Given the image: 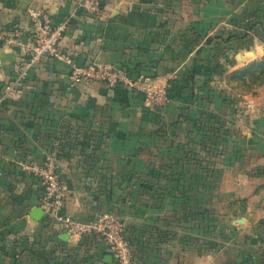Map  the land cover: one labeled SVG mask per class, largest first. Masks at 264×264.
<instances>
[{"label":"crops","instance_id":"obj_1","mask_svg":"<svg viewBox=\"0 0 264 264\" xmlns=\"http://www.w3.org/2000/svg\"><path fill=\"white\" fill-rule=\"evenodd\" d=\"M30 8L68 20L60 49L77 64L109 63L120 50L133 74L168 84V101L153 107L127 86L71 84L54 57L18 77L24 52L0 44V92L14 83L0 105V264H114L98 236L68 235L48 215L33 166L51 153L63 210L79 220L121 216L135 264H205L203 242L222 238V191L263 248L264 84L240 91L225 75L263 57L264 41L246 25L244 37L234 34L237 1L0 0V32L19 27L29 43ZM205 176L212 185L198 182ZM190 198L194 211L210 209L212 232L184 216Z\"/></svg>","mask_w":264,"mask_h":264},{"label":"built area","instance_id":"obj_2","mask_svg":"<svg viewBox=\"0 0 264 264\" xmlns=\"http://www.w3.org/2000/svg\"><path fill=\"white\" fill-rule=\"evenodd\" d=\"M30 41L22 43L23 30L12 27L0 32V44H17L24 52V60L18 77H23L29 69L44 57L63 60L68 65L67 77L71 84L100 82L109 86L123 85L142 92L150 105L161 107L168 101V84H156L144 73L133 74L124 64L91 62L77 64L74 59L60 49V40L68 20L54 23L47 13L30 8ZM14 83L6 84L0 92V105ZM42 186V199L49 216L60 222L68 235H95L105 244L114 264H134L133 249L125 234V222L115 213L103 212L86 220H79L63 210L64 193L57 170L56 156L51 153L38 165L33 166Z\"/></svg>","mask_w":264,"mask_h":264},{"label":"rangeland","instance_id":"obj_3","mask_svg":"<svg viewBox=\"0 0 264 264\" xmlns=\"http://www.w3.org/2000/svg\"><path fill=\"white\" fill-rule=\"evenodd\" d=\"M235 1V0H233ZM238 3L239 11L238 15L235 18V26L240 27L239 31H235L234 34L244 36V25L250 28H253L254 37L263 38L264 35V0H236ZM224 37H222L223 40ZM212 40V39H210ZM207 41V40H206ZM210 42V41H209ZM219 42V41H217ZM222 42V41H221ZM223 43V42H222ZM222 54V48H220ZM217 54V53H215ZM264 84V82L262 83ZM262 84H253L252 89L262 85ZM235 89H242L243 86L238 85L234 86ZM210 162L205 163V169L208 171L210 167ZM206 171V172H207ZM216 180V179H215ZM224 185L227 186L229 183L227 176L225 178ZM206 185H212L211 179L206 177L204 181ZM206 204L213 198L212 193H206ZM216 196V194H215ZM215 199V218H218L215 224L214 234L221 235L220 240H205L204 250L205 255V264H250V261L247 259L248 256L254 255L253 262H255V257L260 253L261 246L260 242H253L250 244L248 241L253 237L252 233L254 232L253 227L250 224L243 222H236L235 218L243 216V212L239 213L240 209L230 212V199L227 195H224L222 191L221 195L214 198ZM260 200V196H259ZM212 202V200H211ZM219 217L217 216V214ZM237 227V228H236ZM236 228V229H235ZM206 232H212V225L205 227ZM259 234V230H258ZM257 234V235H258ZM217 237V236H216ZM215 237V238H216ZM227 239V240H226ZM192 242V243H191ZM193 243L196 244V240H190V245L193 246ZM218 243H220V252L212 254L213 250L217 252ZM214 244V245H213ZM248 248V249H247Z\"/></svg>","mask_w":264,"mask_h":264},{"label":"trees","instance_id":"obj_4","mask_svg":"<svg viewBox=\"0 0 264 264\" xmlns=\"http://www.w3.org/2000/svg\"><path fill=\"white\" fill-rule=\"evenodd\" d=\"M261 39L264 41V35H263V38H261ZM185 78H191V76L190 77L186 76ZM225 80L228 84H231L233 88H234V86L237 87L238 85H240V86L242 85L243 88L239 89L240 91L251 90L252 86H254L253 84H255V85L262 84L264 82V56L261 58H258V59L251 60L250 62L246 63L245 65L240 66V67L228 72L225 75ZM214 132L218 133V131H214ZM193 176H196V175L193 174ZM206 177L207 176H205L204 178H206ZM195 182L196 181H194V184H195ZM198 182L204 184V180H202L200 178H199ZM190 184H192V182H190ZM204 196H205V194H204ZM193 200L196 201V199L190 198V200H188L190 202L189 206H184L185 207L184 208L185 210L183 212L184 216L186 218L190 219L191 221L193 220L194 222H195V219L197 218L199 221L204 223L203 226L204 225H206V226L210 225V222L212 220V216H211L212 214H211L210 209L205 207L203 209L198 208V210L194 211L193 206H192V203H194ZM205 201H206V196H205ZM262 228L264 231V226H262ZM129 241H130V244L132 245V241L130 239H129ZM132 249H133V247H132ZM253 257H254V255H251V256H248V258H247L250 261V264H264V247L261 248L260 253L257 254V256L255 257V259H254L255 262H253ZM134 264H135V262H134Z\"/></svg>","mask_w":264,"mask_h":264},{"label":"water","instance_id":"obj_5","mask_svg":"<svg viewBox=\"0 0 264 264\" xmlns=\"http://www.w3.org/2000/svg\"><path fill=\"white\" fill-rule=\"evenodd\" d=\"M248 53H250V52H248ZM186 55H187L186 52H182L181 53L182 57H186ZM120 59H121V51L120 50H117V51H114V52L112 51L110 53L109 63L110 64L119 63ZM243 221H244V219L242 217H239V218L236 219V222H243ZM111 257H112L111 255H107V256H105V260L106 261H110Z\"/></svg>","mask_w":264,"mask_h":264}]
</instances>
